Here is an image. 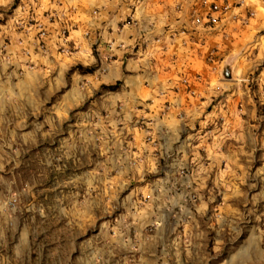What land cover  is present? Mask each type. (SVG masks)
<instances>
[{
    "label": "rangeland",
    "instance_id": "obj_1",
    "mask_svg": "<svg viewBox=\"0 0 264 264\" xmlns=\"http://www.w3.org/2000/svg\"><path fill=\"white\" fill-rule=\"evenodd\" d=\"M11 5L0 8V19ZM260 5L249 12L264 18ZM23 19L7 27L17 36L7 34L0 44V79L14 83L5 93L16 103L14 114H4L8 105L0 110V264H264V182L209 183L178 189L176 196L167 163L144 164L114 136L122 122L105 118L104 110L92 116L94 65L67 70L66 86L46 99L40 86L33 95L41 102L28 113L21 110L19 78L37 69V57L45 54L38 51L30 19ZM254 33L252 27L242 32V48L231 54L233 64L251 70L249 79L260 71L264 77V34ZM213 54L207 58H219L221 66L228 56ZM16 60L24 65L11 71ZM74 71L87 74L78 88L83 101L59 118L54 105L70 89ZM114 85L98 91L116 90L107 87ZM258 106L264 111V101ZM136 124L146 128L141 120ZM221 191L246 196L223 199Z\"/></svg>",
    "mask_w": 264,
    "mask_h": 264
},
{
    "label": "crops",
    "instance_id": "obj_2",
    "mask_svg": "<svg viewBox=\"0 0 264 264\" xmlns=\"http://www.w3.org/2000/svg\"><path fill=\"white\" fill-rule=\"evenodd\" d=\"M228 1L232 6L227 17L203 28L190 19L200 0H0V8L13 4L0 19V44L7 34L10 39L17 36V31L7 29L16 18L30 19L31 28L42 25L48 32L47 51L36 59L38 68L25 70L19 78L21 110L28 113L41 102L33 95L40 86L46 99L66 86L67 70L92 64L95 79L89 86L98 93L92 116L104 110L105 118L122 122L114 136H121L125 152H138L144 164L167 163L176 196L178 189L182 193L209 183L220 187L264 182V111L258 106L264 101V77L260 71L249 79L248 67L233 64V79L223 80L220 59L207 58L238 53L240 35L248 27L256 37L264 34V18L256 11L246 16L264 0ZM62 26L69 29L66 42L61 39ZM108 42L117 46L109 49ZM16 62L11 71L24 65ZM74 73L70 89L54 105L59 118L83 101L78 88L87 74ZM195 73L201 80L194 83L197 93L191 96L180 79ZM117 82L116 90L98 91L103 84ZM14 86L0 79V110L3 104L9 106L4 114L16 113L14 98L5 93ZM142 117L146 128L136 124ZM148 131L150 140L145 138ZM221 193L223 199L246 196L242 191Z\"/></svg>",
    "mask_w": 264,
    "mask_h": 264
},
{
    "label": "built area",
    "instance_id": "obj_3",
    "mask_svg": "<svg viewBox=\"0 0 264 264\" xmlns=\"http://www.w3.org/2000/svg\"><path fill=\"white\" fill-rule=\"evenodd\" d=\"M232 4L228 0H200V8L199 9H193L190 11V19L192 22V25L195 27H214L220 24L221 20L228 15ZM253 12H249V16H252ZM54 17H57V15L53 14ZM52 16V17H53ZM232 19L237 20L238 17L236 14H233L231 16ZM29 20V19H28ZM28 20L26 23H28ZM31 21V20H30ZM29 21V22H30ZM129 19H127L125 22H128ZM36 29V40H37V48L38 51L41 53H46L47 51V45L46 40L48 38V32L42 25H35ZM68 29L66 26L61 27V39L63 42L67 41ZM85 36H88V33L85 32ZM114 46L113 42H108L107 47L110 49ZM5 48V47H3ZM4 50V49H3ZM1 50V52L3 51ZM3 57L7 58L8 55H6L5 51L2 52ZM25 55H29V50L24 51ZM201 80L200 75H194L193 77L185 75L180 79V82L186 87L187 93L190 95L195 94L196 90L194 88V83ZM164 104V111H167L169 108L168 101H165ZM141 123H144V119H140ZM146 137L148 140L151 139V133L150 131L147 132Z\"/></svg>",
    "mask_w": 264,
    "mask_h": 264
},
{
    "label": "water",
    "instance_id": "obj_4",
    "mask_svg": "<svg viewBox=\"0 0 264 264\" xmlns=\"http://www.w3.org/2000/svg\"><path fill=\"white\" fill-rule=\"evenodd\" d=\"M234 58L233 55H228L226 59L223 61L222 66L220 68V76L223 80H231L233 78L232 75V67H233Z\"/></svg>",
    "mask_w": 264,
    "mask_h": 264
},
{
    "label": "trees",
    "instance_id": "obj_5",
    "mask_svg": "<svg viewBox=\"0 0 264 264\" xmlns=\"http://www.w3.org/2000/svg\"><path fill=\"white\" fill-rule=\"evenodd\" d=\"M86 72H89V71H86ZM116 86H118V82L114 86H107V87L111 88V89H114V88H116Z\"/></svg>",
    "mask_w": 264,
    "mask_h": 264
}]
</instances>
